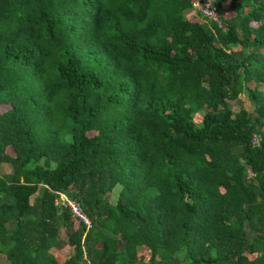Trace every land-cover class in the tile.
Instances as JSON below:
<instances>
[{
	"label": "trees",
	"instance_id": "1",
	"mask_svg": "<svg viewBox=\"0 0 264 264\" xmlns=\"http://www.w3.org/2000/svg\"><path fill=\"white\" fill-rule=\"evenodd\" d=\"M192 3L0 0V264H264V0Z\"/></svg>",
	"mask_w": 264,
	"mask_h": 264
},
{
	"label": "built area",
	"instance_id": "2",
	"mask_svg": "<svg viewBox=\"0 0 264 264\" xmlns=\"http://www.w3.org/2000/svg\"><path fill=\"white\" fill-rule=\"evenodd\" d=\"M198 9L203 16L209 18L212 21L218 22V17L213 9L212 0H197L196 1V8ZM260 140V136L258 133L253 132L250 136L251 144L258 145ZM56 203V201H55ZM60 205L66 206L67 209L75 216L80 218L83 222L87 223V219L85 218L84 214L81 212L79 204L76 200L72 198L62 197L60 196Z\"/></svg>",
	"mask_w": 264,
	"mask_h": 264
},
{
	"label": "rangeland",
	"instance_id": "3",
	"mask_svg": "<svg viewBox=\"0 0 264 264\" xmlns=\"http://www.w3.org/2000/svg\"><path fill=\"white\" fill-rule=\"evenodd\" d=\"M196 1L197 0H193L192 7L191 8L185 9V11H184L185 12V16H198L196 14V9H195L196 8ZM237 104H238L237 103V100H234V101L231 102V106H232V108L234 110L237 108V106H238ZM41 160L42 159H39L38 162H41ZM7 170H9V166L8 165H5L3 171H7ZM114 193H115V189L112 190L110 197L113 198L114 197ZM55 201H56V204H59L60 205V198H58V197L54 198V202ZM57 251H58V253L60 255H67V254H70L71 253L72 248H71V246L63 245V247L59 248ZM173 262H176V260L175 259H168L167 261H165L163 263H160V264H170V263H173Z\"/></svg>",
	"mask_w": 264,
	"mask_h": 264
}]
</instances>
